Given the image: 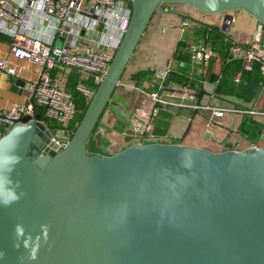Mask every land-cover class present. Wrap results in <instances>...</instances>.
I'll use <instances>...</instances> for the list:
<instances>
[{"label": "water", "instance_id": "obj_1", "mask_svg": "<svg viewBox=\"0 0 264 264\" xmlns=\"http://www.w3.org/2000/svg\"><path fill=\"white\" fill-rule=\"evenodd\" d=\"M172 2L203 14L242 9L264 24V0H132L127 30L67 146L56 150V130L39 113L0 137V264H264V147L185 145L191 122L175 144L111 154L103 143L100 117L154 13ZM263 85L247 84L249 109ZM90 139L100 152L88 151Z\"/></svg>", "mask_w": 264, "mask_h": 264}, {"label": "built area", "instance_id": "obj_2", "mask_svg": "<svg viewBox=\"0 0 264 264\" xmlns=\"http://www.w3.org/2000/svg\"><path fill=\"white\" fill-rule=\"evenodd\" d=\"M239 10L242 9L231 11ZM229 12H220L224 13L220 27H225V33L234 19ZM131 14L132 0H0V34L8 38L10 54L40 67L36 78L25 83L26 101L8 109L0 107L4 134L22 117L39 113L44 126L56 130L49 138L56 150L66 147L73 134L70 122L77 112L72 87L89 103L127 30ZM256 21L249 39L233 41L230 46L229 56L241 63L234 77L237 83L241 73L252 70L256 62H260L264 72V24ZM184 50L189 56V74L195 69L204 78L216 51L205 38L199 44L189 41ZM0 70L12 79L19 77V69L5 58H0ZM170 70L167 65L156 74L160 81L154 90L139 88L150 99L152 108L149 112H132L133 125L126 133L131 145L155 141L152 119L160 107L205 112V127L209 131L227 113L255 112L216 104L212 87L204 81L201 85L205 95H209L208 102L197 100V91L191 87H169L164 80ZM121 79L117 87L123 85ZM248 147L258 146L250 143ZM229 150L241 151V146L236 143Z\"/></svg>", "mask_w": 264, "mask_h": 264}, {"label": "crops", "instance_id": "obj_3", "mask_svg": "<svg viewBox=\"0 0 264 264\" xmlns=\"http://www.w3.org/2000/svg\"><path fill=\"white\" fill-rule=\"evenodd\" d=\"M168 5L167 3L162 4L161 9L154 13L125 69L121 79L123 85L115 89L110 102L107 104L100 117L99 123L108 128L103 143L107 146L111 154L122 151L131 145V142L126 138V133L133 125L132 112L141 109H143L144 112H149L152 108V103L148 96L139 90V88L143 89V87H137L133 80V75L137 71L145 69L143 68L145 66L142 65L143 62L147 64L150 63L152 66L156 65L154 67H156L157 70L163 69L169 64L170 67L174 62L172 64L173 66L170 67V71L173 72H175L177 68L184 67L188 64L174 58V54L179 41L182 40L188 43L193 40V38H191V33H195V31L191 30V26L195 24L199 25L197 22L198 20H182L179 13L188 15L192 11H188V9L183 6H175L174 9L167 11L169 8L167 7ZM229 15H233L234 19L229 31L225 36L223 35L224 39L231 43L233 41L245 42L250 38L256 27V19L243 10L230 11ZM223 16L224 13L204 14L203 17L205 21L203 22L220 27ZM200 26L202 25L200 24ZM2 36L0 35V58H5L10 64L19 69V77L16 79L20 78L26 83L36 78L40 67L25 60L14 58L9 52L8 38ZM207 42L211 44L210 41ZM211 46L217 53L215 57H221L219 49H216L212 44ZM215 57L212 58V61H214ZM226 60H232L230 63H240V60L230 57L229 54ZM255 64L259 65L261 73L264 74L260 62H256ZM183 71L186 73V76L193 77V80H191L192 84L189 83L187 86L197 91V100L210 101L209 95H205V91L201 85L202 81H204L209 83L210 87H212V91L217 97L215 103L218 105H233L243 110V108H248L252 104L255 91L251 88H249L251 89V96L248 95V97H245L247 93L245 91H240L243 97H239L236 96L239 92L237 94H234V92L229 93L221 87L218 73L217 78L210 80L208 75L203 78L195 69H193L192 75L189 74L190 68L189 71ZM248 72L249 71H246L244 73ZM237 73L238 70L234 72L231 81L239 85V82L237 83L234 80ZM177 74L180 73L177 72ZM255 77L251 78V83L249 84L259 86L262 82L259 83V80H256L257 78ZM16 79L10 78L0 70V107L8 109L15 104L24 103L26 101V89L23 88V90H21L20 87L14 86ZM177 81L178 78L176 76L169 80L166 76L164 84L169 87L185 86ZM201 88L203 89V94L201 97H198ZM253 110L255 112L252 114L243 113L241 111L227 113L221 119V123L212 127V129H210L211 131H209L205 127V118L207 117V113L205 112L198 111L194 113L195 110L185 108L176 109L160 107L159 111L152 119L151 134L155 138V141H152V143H178L186 125L191 122V128L183 140V144L185 145L205 148L215 152L229 150L236 143L240 144L241 150L247 148L250 143H255L258 147H264V85ZM243 132L247 134H242ZM2 135H4V128L0 125V137ZM94 152H100L95 145L92 153Z\"/></svg>", "mask_w": 264, "mask_h": 264}, {"label": "trees", "instance_id": "obj_4", "mask_svg": "<svg viewBox=\"0 0 264 264\" xmlns=\"http://www.w3.org/2000/svg\"><path fill=\"white\" fill-rule=\"evenodd\" d=\"M202 37L205 38L207 41H210V43L216 49H219V51L221 52L220 53L221 57L219 58L215 57L214 61H212V59L210 60L209 65H208V71H207L208 78L210 80H213L218 77L217 76V73H218V75L220 76V79H219L220 85L224 90H226L229 93L234 92V94H237L239 92L236 95L239 97H243L240 91H245L247 93L245 97H248V95L251 96V89H249V87L246 86L247 83H251V78L255 76H256L255 78H257L256 80H259V83H261L262 80L264 79V74L261 73L259 69V65L255 64L252 70L249 71L248 73H244L246 71L242 72L239 85H236L235 83L231 81V77L233 76L235 71L240 70L241 63H238V62L230 63V61L232 60H229V61L226 60L230 52L231 42L226 41L222 34H219L216 31L207 29V28L204 29ZM185 45H186V42L182 40L178 42L177 49L174 54V58L181 60L183 63H188L189 56L184 51ZM181 68H177L175 72L170 71L171 73L168 74V80L176 76L178 78L177 82H181L182 85L187 86V84L191 83V80H193V77L186 76V73ZM177 72L180 74H177ZM153 75H154L153 72L147 69L139 70L133 75V80L135 81V84L137 86L143 87L144 82L155 81ZM205 77L206 75L204 76V78ZM70 79L73 82L75 80V77L72 75ZM158 83H159V80L157 79L156 86L153 87L154 86L153 85L152 88L155 89ZM72 94H73V98H74V101L77 107V112L74 118L70 122V128L74 132L84 111L87 108L88 103L85 101L84 97L81 94H79L77 91L74 90L73 87H72ZM242 134H247V133L243 132Z\"/></svg>", "mask_w": 264, "mask_h": 264}, {"label": "rangeland", "instance_id": "obj_5", "mask_svg": "<svg viewBox=\"0 0 264 264\" xmlns=\"http://www.w3.org/2000/svg\"><path fill=\"white\" fill-rule=\"evenodd\" d=\"M167 4H169L167 7H169L168 8V10L167 11H169V10H172V9H174V7L176 6V7H179V6H183L184 8H186V9H188V11H192L190 14H188L189 16H191V17H193V19H195V20H200V21H205L204 20V17H203V13H201V12H198V11H196V10H194V8H192V7H190V6H188V5H186V4H183V3H180V2H172V3H167ZM203 17V18H202ZM192 27V29L191 30H193V31H195V33H191V38H193V40L197 43V44H199L201 41H202V34H203V32H204V27L203 26H200V24L199 25H197V24H195V25H192L191 26ZM58 44H60V42H57ZM187 43V42H186ZM174 63V62H173ZM172 63V64H173ZM169 64V63H168ZM171 64V66H173ZM142 65H144L145 67H143V68H147V70H149V71H152L153 72V77H154V79H155V81H152V82H146V83H144V86H143V89H145V90H152L153 88H152V86L153 87H155L156 86V81H157V77H156V74L160 71V70H162V69H160V70H157L156 69V67H154V66H156V65H154V66H152V64H147L146 62L144 63L143 62V64ZM141 65V66H142ZM170 65V64H169ZM170 66V67H171ZM153 68V69H152ZM179 68H181V67H179ZM189 68H190V66H189V62H188V64H186L184 67H182L181 69L182 70H188L189 71ZM145 69H143V70H145ZM171 72L169 71L168 72V74H170ZM168 74L166 75L167 77H168ZM136 85V84H135ZM137 86V85H136ZM137 87H140V86H137ZM88 151L90 152V153H92L93 151H94V142H93V140H89V142H88Z\"/></svg>", "mask_w": 264, "mask_h": 264}, {"label": "clouds", "instance_id": "obj_6", "mask_svg": "<svg viewBox=\"0 0 264 264\" xmlns=\"http://www.w3.org/2000/svg\"><path fill=\"white\" fill-rule=\"evenodd\" d=\"M4 255V253L0 252V257H2Z\"/></svg>", "mask_w": 264, "mask_h": 264}]
</instances>
